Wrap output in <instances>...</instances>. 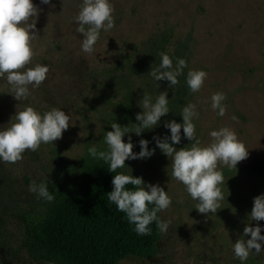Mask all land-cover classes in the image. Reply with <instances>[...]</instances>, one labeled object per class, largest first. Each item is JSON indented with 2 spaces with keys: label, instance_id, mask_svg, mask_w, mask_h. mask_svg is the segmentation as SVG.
Listing matches in <instances>:
<instances>
[{
  "label": "rangeland",
  "instance_id": "1",
  "mask_svg": "<svg viewBox=\"0 0 264 264\" xmlns=\"http://www.w3.org/2000/svg\"><path fill=\"white\" fill-rule=\"evenodd\" d=\"M80 2L64 0L62 5L61 0H52V5H44L33 0L40 11L32 63L47 65L49 72L21 104L29 103L41 113L50 107L62 108L71 114L72 125L54 144H41L35 152L26 150L16 163H0V264H38L21 244L26 225L43 218L51 202L30 193L29 183L47 177L53 195L61 187L74 186L81 178L88 144L100 142L103 132L111 131L109 123L114 120L121 126L135 123L136 113L142 111L137 102L143 91H165L157 84L147 90L135 84L129 96L118 82L110 84V79L103 78L125 54L139 52L146 41L164 30L172 32L171 42L186 40L191 34L189 69L207 73L201 90L185 97V104L197 106L194 123L201 143L211 142L210 131L229 127L248 149V157L238 163L237 169L223 168L224 199L216 214L206 216L194 209L196 202L182 183L168 175L170 160L153 141V136L170 135L163 127L165 121L182 123L181 116L174 115L170 108L173 113L162 117L159 127L139 137L131 134L133 152L138 153V141L146 139L155 154L126 160L123 172L169 189L172 204L160 212L169 228L162 233L157 256L129 257L120 264H224L233 253L232 242L243 235L252 210L251 193H258L255 197L264 193V178L250 180L247 174L253 160L264 159V0H111L115 27L101 32L91 54L81 51L82 36L76 31L74 17ZM127 67L122 68L123 73ZM0 89L7 92L0 104L2 126L10 122L19 102L11 96L3 78ZM215 92H223L226 97L223 117L211 109L210 98ZM181 136V143L174 145L177 149L191 143L183 138V130ZM127 139L125 136V142Z\"/></svg>",
  "mask_w": 264,
  "mask_h": 264
},
{
  "label": "clouds",
  "instance_id": "2",
  "mask_svg": "<svg viewBox=\"0 0 264 264\" xmlns=\"http://www.w3.org/2000/svg\"><path fill=\"white\" fill-rule=\"evenodd\" d=\"M40 3L52 5V0H40ZM61 3L64 5V0ZM39 11L33 0H0V78L6 81L11 96L19 102L10 122L0 126V163H16L23 158L26 150L35 152L41 144H54L72 125L71 114H66L62 108L50 107L41 113L29 103L21 104L28 100L32 90L39 88L49 72L47 65L32 63L35 55L32 42L39 37L36 29ZM113 12L111 0H81L74 19L78 25L76 31L82 36V52L93 53L101 32L115 27ZM157 55L159 63L155 67L152 65L147 75L157 82L159 89L160 81H167L168 88H174L179 83L178 77L185 75L184 70L188 68L186 59L172 58L167 52ZM206 78L204 70L188 69L185 84L189 93L199 92ZM210 99L211 109L223 117L226 113L224 93L215 92ZM169 104L168 91L156 94L143 91L137 102L142 111L136 113V122L130 121L127 126H121L115 120L110 122L111 131L103 132L100 142L93 141L87 147L88 157L93 161H102L113 174L112 191L106 194L108 202L125 214L128 223L140 236L151 234L152 223L160 233L167 232L169 222L162 220L158 213L172 204L169 189L165 191L159 184L146 183L142 177H134L132 172L127 174L117 170L126 167V160L146 159L155 154V148L150 150V141L146 139H140V151L133 152L131 134L139 137L145 131L159 127L161 118L172 112ZM179 115L182 123L174 119L165 121L163 127L170 135L153 136V141L170 160L168 175L182 183L188 196L196 202L194 209L206 216L216 214L224 199L221 189L223 168L237 169L238 163L248 157V149L229 127L210 131L211 142L202 144L196 134L194 118L198 116V111L194 103L181 106ZM232 119L237 117L233 115ZM181 130L183 138L191 143L177 149L174 145L181 143ZM48 184L47 177L39 183L33 180L28 185V191L40 200L52 202L55 196L49 191ZM253 221H264V193L253 198L243 235L231 244L234 258L240 264H245L250 253H264V235H261L264 226L259 223L254 226Z\"/></svg>",
  "mask_w": 264,
  "mask_h": 264
},
{
  "label": "trees",
  "instance_id": "3",
  "mask_svg": "<svg viewBox=\"0 0 264 264\" xmlns=\"http://www.w3.org/2000/svg\"><path fill=\"white\" fill-rule=\"evenodd\" d=\"M170 32H159L146 41L139 52L133 50L132 55L125 54L115 63L117 66L103 74V78L110 79V84L118 82L119 87L126 88L129 96L135 84L142 85L145 90L148 86L152 89L157 82L147 74L152 65H158L159 52H167L172 58L186 59V75L191 58L188 52L191 34L186 40L171 42ZM125 65H128V69L123 73ZM185 75L178 77L179 83L174 88L169 89L167 81L159 82L170 94L169 107L174 115L179 114L181 106L185 105V97L188 98L190 94L185 85ZM106 86L109 89L112 87L109 83ZM6 96L7 92L0 89V104ZM247 174L250 180L264 178V159L253 160ZM112 178L113 174L106 164L93 161L87 155L81 164L80 180L74 186L59 188L45 216L26 225L21 247L28 257L38 264H120L129 257L155 258L162 233L152 223L150 235L136 234L125 214L108 202L106 194L112 191ZM251 194L254 198V194L258 193ZM249 207L252 208L253 203H249ZM252 223L254 226L257 223L264 226V221ZM261 235H264V231ZM227 257L224 264H240L233 253ZM245 264H264V253H250Z\"/></svg>",
  "mask_w": 264,
  "mask_h": 264
}]
</instances>
